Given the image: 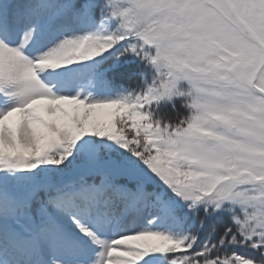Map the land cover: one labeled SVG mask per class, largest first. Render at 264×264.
I'll return each instance as SVG.
<instances>
[{
    "label": "snow or ice",
    "instance_id": "6c2138e0",
    "mask_svg": "<svg viewBox=\"0 0 264 264\" xmlns=\"http://www.w3.org/2000/svg\"><path fill=\"white\" fill-rule=\"evenodd\" d=\"M0 264H264V0H0Z\"/></svg>",
    "mask_w": 264,
    "mask_h": 264
},
{
    "label": "trees",
    "instance_id": "16d2710c",
    "mask_svg": "<svg viewBox=\"0 0 264 264\" xmlns=\"http://www.w3.org/2000/svg\"><path fill=\"white\" fill-rule=\"evenodd\" d=\"M164 111L167 112V114H168L169 116H171L172 119H173L174 121H175V119H177L176 114L173 113V112L171 111V109H165ZM185 113H186V112H185L184 110H181L180 115H186Z\"/></svg>",
    "mask_w": 264,
    "mask_h": 264
},
{
    "label": "rangeland",
    "instance_id": "374dc122",
    "mask_svg": "<svg viewBox=\"0 0 264 264\" xmlns=\"http://www.w3.org/2000/svg\"><path fill=\"white\" fill-rule=\"evenodd\" d=\"M185 114H187V113H185Z\"/></svg>",
    "mask_w": 264,
    "mask_h": 264
}]
</instances>
